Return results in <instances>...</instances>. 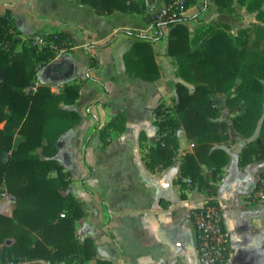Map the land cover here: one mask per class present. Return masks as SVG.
Returning <instances> with one entry per match:
<instances>
[{
  "label": "crops",
  "instance_id": "0c3cea01",
  "mask_svg": "<svg viewBox=\"0 0 264 264\" xmlns=\"http://www.w3.org/2000/svg\"><path fill=\"white\" fill-rule=\"evenodd\" d=\"M133 1L140 11L98 13L94 7L81 0H0V17L9 14L11 31L18 40L13 54L21 52L26 46H36L34 40L39 36L61 35L63 38V46L58 44L54 47L51 45L37 46L39 49L50 46L55 49V52L48 62L36 61L34 63V65L40 64V67L35 69L36 85L33 89L45 85L54 94H60L66 86L79 87L80 95L73 104L61 103V107L74 110L80 115L79 121L72 129L78 128L82 122L83 116L78 107L83 91L91 79L90 73L88 77L84 76L86 69L83 62L72 56V53L79 49L89 48L92 55L97 54L94 53L95 51L101 54V59L97 56L92 57L95 62L89 64V70L96 68L95 70L99 71L102 67L103 56H105L109 74L101 69V80L98 82L105 87L108 93H110L109 86L113 82H119V78H124L126 81V89L138 87L146 92L160 93L157 105L146 106L151 113L150 123L157 127V130L147 127L137 129L133 135L128 134L131 119L136 114L127 110L113 116L115 118L124 115L126 125L121 134H124L127 145L129 138L133 140L132 150L136 151L124 152V264H200L197 237L190 214L193 208L202 206L210 200L221 207L225 224L231 233V253L224 264H264V241L261 246L257 245V236L264 229V200L256 199V186L264 178V160L255 159L248 165H240V154L248 141L259 135V130L251 138L243 137L236 130L234 119L242 114L246 106L245 102L233 108L227 106V99L235 95V89L241 79H238L236 85L228 92H214L211 95L221 110V119L229 126L230 135L228 142L224 144L229 151L230 161L222 169L219 179L211 181V184L215 185L213 194L208 195L198 185L191 187L186 183L189 178L182 175L181 166L184 156L187 153H193L194 150V144L188 139L183 128L178 130L180 148L174 163L169 167H152L150 149L157 144L160 138L158 125L155 123L154 108L160 104L173 108L176 104L177 84L182 83L191 91L195 89V84L179 75L180 63L176 56L169 53L171 26H162L163 35L155 41L149 37L151 35L149 32L152 31L150 30L152 18L173 0ZM196 1L197 3L191 4L181 16V24L189 29L192 50L203 47L205 41L216 32H227L237 44L242 39H246V35L243 34L244 30L251 33L259 26H264V21L258 17V13L264 10V1L260 4L259 0H232L228 6H221L216 0ZM188 2L189 0L186 1V5ZM189 11L193 13L189 14ZM117 17L121 20L117 23L113 22ZM138 17L147 22L146 28L143 26L141 29H132L126 25L125 22L132 24ZM105 25L107 26L103 28ZM50 26L58 30L46 29L51 28ZM41 28L45 30L40 31ZM129 29L133 31L129 32ZM120 31L137 34V37L124 45L117 58L115 56L117 52H114L111 41L108 40L114 33ZM118 37L119 35L115 40ZM143 42H147L152 48L153 58L159 71V77L155 80H145L136 73H130L127 69L128 59L134 61L141 57V54L137 52L131 53L135 44ZM7 50L10 51L11 48L7 47ZM121 61L122 67L119 69L118 65ZM163 94L168 97L164 98ZM103 103L107 104L105 101ZM142 114V112L137 113L140 116ZM109 121L104 120L102 124H98L95 131H100L101 127ZM1 124L3 126L0 128H3L5 122ZM66 134L60 139L57 154V159L63 166L64 163L60 161V158L64 152H60V143L63 137H68ZM19 138L20 135L16 134L15 140ZM65 153L66 162L71 163L70 152ZM202 167L203 174L207 176L210 169L205 165ZM88 168L85 178L92 179L94 167L90 165ZM64 170L71 175V186L72 172L65 166ZM181 180L186 183L185 189L182 188ZM69 188L65 192H71L83 202L86 210L85 217L76 221L77 239L83 241L84 238L90 237L94 240L96 254L91 262L103 259L114 264L111 240L123 249L112 231L114 217H112V222L106 225L105 234L96 231L94 216L97 211L93 202L81 200V197ZM3 194L7 196L6 192ZM13 209L8 207L7 211L10 214L6 215L12 216ZM80 226V229L83 227L84 232L79 235L77 230ZM2 249L3 247L0 246V250ZM59 261L61 260L18 258L6 261L0 259V264L9 262L43 264V262Z\"/></svg>",
  "mask_w": 264,
  "mask_h": 264
},
{
  "label": "trees",
  "instance_id": "16d2710c",
  "mask_svg": "<svg viewBox=\"0 0 264 264\" xmlns=\"http://www.w3.org/2000/svg\"><path fill=\"white\" fill-rule=\"evenodd\" d=\"M81 1L98 13L140 11L133 0ZM259 1L261 4L264 0ZM216 2L228 6L232 0ZM8 15L0 17V124L5 122L0 128V189L5 184L16 204L12 216L0 213V245L13 239L11 245L0 250V259L112 264L103 259L91 262L96 254L94 240L77 239L76 221L85 217L86 210L83 202L65 192L71 175L57 159L61 137L80 119L76 111L61 107V103L73 104L80 95L79 87L66 86L60 94H54L45 85L33 89L36 70L30 67L36 61L48 62L55 49L30 45L13 54L18 40L11 31ZM258 17L264 21V10ZM181 21L180 17L167 24L172 28L169 53L180 63L179 75L194 83L195 89L191 91L178 83L175 106L160 104L154 108L160 138L150 149V165L169 167L174 163L180 148L177 131L183 128L194 150L184 156L182 175L191 179V187L198 185L204 189L219 179L230 161L224 147L230 138L229 126L221 119V110L211 95L228 92L238 79L241 82L235 95L227 99V106L233 108L243 102L246 106L235 117L234 126L245 138L253 137L259 130V135L250 139L240 154V165L264 160V26L251 33L244 30L246 39L237 44L227 32L219 31L203 47L192 50L189 29ZM54 40L63 46L61 35ZM133 52L141 57L126 61L128 71L145 80L157 79L159 71L151 45L135 44ZM116 119H123L125 127L124 115L110 120L107 126L117 125ZM101 132L106 137V132ZM16 134L20 135L17 144ZM202 165L210 169L209 175L203 174ZM181 184L185 189L186 183L181 180Z\"/></svg>",
  "mask_w": 264,
  "mask_h": 264
},
{
  "label": "rangeland",
  "instance_id": "374dc122",
  "mask_svg": "<svg viewBox=\"0 0 264 264\" xmlns=\"http://www.w3.org/2000/svg\"><path fill=\"white\" fill-rule=\"evenodd\" d=\"M193 3H197V1L189 0L186 10ZM188 13L192 14L193 11H189ZM119 20L121 19L117 17L116 19L114 18L113 22L117 23ZM125 23L132 29H141L143 26V28H146L148 25L141 17H138L132 24ZM50 27L46 29L51 31L58 30L56 27ZM41 29L40 31L45 30V28ZM98 29L101 30L100 27ZM132 29H129V32L133 31ZM153 32L154 30L149 33L153 34ZM93 35H95L94 32ZM118 35L119 37L115 40ZM136 37L137 34L128 32L120 31L114 33L108 41H111L114 52H117L115 56L119 58L118 53L124 48V45ZM94 53L97 54L92 55L89 48L79 49L72 53L73 57L79 58L83 62V66L86 69L84 70V76L88 77V73H90L91 76L89 77L91 79H89L90 83L83 91L81 103L78 107L83 116L82 122L78 128L69 130L66 134L68 137H63L61 140L60 152H64V154L60 158V161L64 163L65 168L70 170L73 175V182L69 189L80 196L81 200L93 202L97 211L94 216L96 231L105 234L106 225L110 221L112 222V217H114L112 231L115 233L123 249L114 240H111L113 248L112 259L114 264H124V152L136 151L135 149L134 151L132 150L134 147L133 140L129 138L130 141L127 145L124 140V134H121L125 129L123 119H116L119 122L117 125L107 126L106 124L102 126L100 131H95V127L98 124H102L104 120H111L117 113L128 110L136 114L131 119L128 134L133 135L137 129L147 127L157 130V127H154L150 123L149 118L151 117V113H149L146 106L157 105L160 93H155V91L146 92L138 87L126 89L124 78H119V82L117 83L113 82L109 86L110 93H108L105 87L98 82L101 80V69H104L109 74L105 56H103L102 67L99 71L95 70L96 68L89 70V64L95 62V59L92 58L93 56L101 59L99 52L95 51ZM81 62L80 65H82ZM33 67L35 69L36 67L39 68L40 64H36ZM120 67H122V61L119 62L118 68L120 69ZM163 95L164 98L168 97L165 94ZM104 101L107 103L106 105H104ZM138 112H142V116L137 115ZM2 126L3 124H0V127ZM101 131L106 132V137H104ZM18 141L19 139H16L15 144ZM65 152H70L71 163L66 162ZM90 165L94 167L92 179L85 178V172L88 173ZM209 174L210 171L207 175ZM186 183L191 184V181L187 179ZM203 190L208 195H211L214 193L215 185L211 186L210 182V185ZM5 192L7 193L6 197L3 194ZM14 205L15 197L8 192L4 184L0 189V212L10 214L7 208L12 207L13 209ZM79 229L77 231L80 235L84 232V229L83 227ZM12 242L13 240L8 238L0 246L5 248L11 245Z\"/></svg>",
  "mask_w": 264,
  "mask_h": 264
},
{
  "label": "built area",
  "instance_id": "2783aa9c",
  "mask_svg": "<svg viewBox=\"0 0 264 264\" xmlns=\"http://www.w3.org/2000/svg\"><path fill=\"white\" fill-rule=\"evenodd\" d=\"M187 0H173L161 8L153 17L151 29L152 41L163 35L162 26L178 20L186 10ZM50 37V36H49ZM39 36L34 40L36 46H55L54 38ZM55 91V90H53ZM179 131H177V134ZM191 181V179H188ZM256 199L264 200V178L256 186ZM191 218L194 224L200 264H224L231 253V233L227 228L221 207L214 201L192 209ZM65 216V214H62ZM8 264H15L9 262ZM43 264H78L77 262L59 261L43 262Z\"/></svg>",
  "mask_w": 264,
  "mask_h": 264
},
{
  "label": "water",
  "instance_id": "95a60500",
  "mask_svg": "<svg viewBox=\"0 0 264 264\" xmlns=\"http://www.w3.org/2000/svg\"><path fill=\"white\" fill-rule=\"evenodd\" d=\"M263 241H264V229L261 230L257 236V245L261 246Z\"/></svg>",
  "mask_w": 264,
  "mask_h": 264
}]
</instances>
